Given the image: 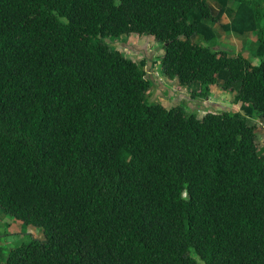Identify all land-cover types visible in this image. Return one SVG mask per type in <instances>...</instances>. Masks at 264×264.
<instances>
[{
	"label": "trees",
	"instance_id": "trees-1",
	"mask_svg": "<svg viewBox=\"0 0 264 264\" xmlns=\"http://www.w3.org/2000/svg\"><path fill=\"white\" fill-rule=\"evenodd\" d=\"M211 23L253 34L258 64L214 49ZM129 34L191 97L238 83L243 114L148 103L143 63L107 45ZM248 118L264 123V0H0V212L44 237L0 264H264Z\"/></svg>",
	"mask_w": 264,
	"mask_h": 264
},
{
	"label": "rangeland",
	"instance_id": "rangeland-1",
	"mask_svg": "<svg viewBox=\"0 0 264 264\" xmlns=\"http://www.w3.org/2000/svg\"><path fill=\"white\" fill-rule=\"evenodd\" d=\"M238 3L230 4L234 11ZM212 15H216L219 6L216 3H210ZM230 15H225L222 22H228ZM216 31L218 38L217 46L214 49L226 50L229 54H242L250 60L252 64H258L259 60L255 57L258 43L253 34L238 36L234 34H224L219 24H210ZM193 42L199 45L210 46L209 43L202 42L195 36ZM110 49L119 50L127 58L134 60L136 63H143L142 69L149 78L151 85L147 93L148 103H158L165 108L181 106L187 114H195L201 119L207 112L225 111L229 113L240 112L243 114L239 104H235L233 99L239 84L233 85V90L224 92L221 88V81L211 87V92L207 98L191 97L192 90L198 89L195 83L186 89H177L175 81H169L160 72L158 57L163 53L162 44L154 41L150 37L137 36L134 34L121 35L117 39L107 41ZM258 120V119H257ZM256 119H247L248 124L257 126V135L255 143L261 154L264 156V123ZM44 241L40 229L26 226L13 221L10 217L0 212V256L5 257L7 251L21 244L28 243L30 240Z\"/></svg>",
	"mask_w": 264,
	"mask_h": 264
},
{
	"label": "crops",
	"instance_id": "crops-1",
	"mask_svg": "<svg viewBox=\"0 0 264 264\" xmlns=\"http://www.w3.org/2000/svg\"><path fill=\"white\" fill-rule=\"evenodd\" d=\"M166 78V77H165ZM184 89H186V88H184Z\"/></svg>",
	"mask_w": 264,
	"mask_h": 264
}]
</instances>
